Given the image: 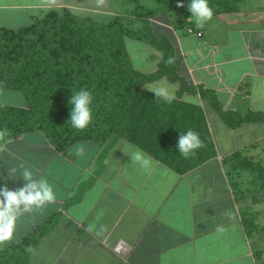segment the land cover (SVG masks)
Instances as JSON below:
<instances>
[{
  "label": "crops",
  "instance_id": "crops-1",
  "mask_svg": "<svg viewBox=\"0 0 264 264\" xmlns=\"http://www.w3.org/2000/svg\"><path fill=\"white\" fill-rule=\"evenodd\" d=\"M138 4L162 10L150 19L152 32L171 42L178 74L196 92L179 94V85L166 76L143 88L163 83L180 100L199 105L215 154L180 173L121 137L81 139L65 148L39 129L8 138L0 146V176L10 189L23 186L22 178L13 177L23 165L57 195L21 215L27 229L0 247L17 246L34 229L45 231L50 218L52 227L27 264H264V121L230 128L198 92V86L214 91L224 110L264 114V0H244L203 25L189 16L187 27L179 23L174 0H103L99 6L98 0H0V26L16 29L67 8L137 30L141 23L132 27L131 18H137ZM134 40L146 48L137 65L131 61L133 68L156 70L162 52ZM6 105L27 107L23 91L0 87V107ZM128 144L152 158L151 168L131 163L123 152ZM233 155L257 162L262 172L234 168ZM121 242L123 254L117 252Z\"/></svg>",
  "mask_w": 264,
  "mask_h": 264
},
{
  "label": "trees",
  "instance_id": "trees-1",
  "mask_svg": "<svg viewBox=\"0 0 264 264\" xmlns=\"http://www.w3.org/2000/svg\"><path fill=\"white\" fill-rule=\"evenodd\" d=\"M183 11L179 22L187 27L186 19L191 13L187 9ZM227 11L224 7L215 9L214 13ZM155 12L156 9L138 4L134 15L141 25L137 30L117 20L99 23L90 17H79L67 8L61 12L50 10L43 18L16 29L0 26V66L8 69L5 73L0 69V87L22 90L27 101V107H0V132L7 133L0 137V146L6 139L34 129L43 131L60 148L81 139L105 141L109 136L121 137L180 173L214 155L205 114L199 105L182 101L178 96L172 103H165L143 88L146 83L166 76L169 81L179 83V94L196 92L178 74L179 59L171 42L166 36L158 38L153 34L150 19ZM118 31L144 40L162 52L156 70L149 73L135 70L123 45L110 47L102 41ZM170 58L172 63H167ZM80 88H87L93 94L94 118L86 129L75 130L68 122V100L72 90ZM198 92L230 128L243 122L264 121L263 113L241 115L224 110L210 89L198 86ZM47 111L53 113L52 120L40 116ZM33 114L40 115L34 120ZM189 129L199 134L203 146L185 158L177 151L176 144L180 133ZM229 160L234 162V168L262 172L258 163L238 155ZM259 176L264 184V175L259 173ZM5 185L8 186L0 176V187ZM47 222L45 231L34 229L15 246L22 252L29 249L21 264H27L43 234L52 227L50 218Z\"/></svg>",
  "mask_w": 264,
  "mask_h": 264
},
{
  "label": "clouds",
  "instance_id": "clouds-1",
  "mask_svg": "<svg viewBox=\"0 0 264 264\" xmlns=\"http://www.w3.org/2000/svg\"><path fill=\"white\" fill-rule=\"evenodd\" d=\"M103 0H98V6ZM178 6H184V0H178ZM187 10L191 13L190 17L197 25H203L213 18L214 10L209 4V0H188ZM167 63H172L171 58ZM148 91L154 93L155 97L162 99L165 103H172L174 96L169 87L163 83L146 85ZM70 105V117L68 122L75 130H84L93 121V94L87 88L72 90V95L68 100ZM0 132V137L6 135ZM202 141L199 134L191 129L181 132L176 144L177 151L188 158L201 148ZM78 154L83 152L78 148ZM130 156L131 163L139 168L147 170L152 166V158L142 149L128 144L123 150ZM11 175V174H10ZM13 176V175H11ZM13 177L23 179V186L10 189L8 186L0 187V245L12 241L17 228V221L24 213H31L43 208L46 204L53 202L57 193L52 185L45 180L37 181L34 179L32 170L21 165L18 174Z\"/></svg>",
  "mask_w": 264,
  "mask_h": 264
},
{
  "label": "rangeland",
  "instance_id": "rangeland-1",
  "mask_svg": "<svg viewBox=\"0 0 264 264\" xmlns=\"http://www.w3.org/2000/svg\"><path fill=\"white\" fill-rule=\"evenodd\" d=\"M174 1H175L174 8L179 9L181 11V16H182V14L184 12L183 10L187 9L188 0H184V6H182V7L178 6V0H174ZM242 1H244V0H209V4L213 8V10L222 9L224 7L228 8V9H234L235 10L236 7L239 6V3H241ZM165 5L166 4H164V6ZM161 11L162 10L156 9V12L151 19H154L155 15H157ZM59 12H61V10ZM131 19L134 22V25L132 24V27H135L139 23H141V20L139 18H131ZM110 36L103 38L102 41L108 42L110 47H117V46L123 45L127 51L129 60L131 58L130 63L132 61L134 63V65H137V63H138L137 55L139 52L144 54L145 48H146V47H144L145 45H143V43H141V41H139V42L135 41L134 38H130L120 31L114 32ZM157 50H159V49H157ZM144 58H147V57H145V55H144ZM0 69L3 73L8 72V69L3 67V66H0ZM176 83H177V85H179L178 82H176ZM177 92H178V89H177ZM173 96H174V98H176L178 96V94L175 93V94H173ZM39 115L37 116V115L33 114V119L36 120L39 117ZM40 116L44 117L47 120H52L54 118L53 113L49 112V111L43 113ZM253 162L257 163L255 161H253ZM23 221H25L24 217L23 216L19 217V219L17 221V228H16V232L14 234V237H16V235H18L20 232H24L25 229H27V226L23 225V223H24ZM262 244L264 247L263 242H262ZM263 247H261L262 250L264 249ZM252 249H253L255 259H257L258 258L257 254H256L257 250H255L254 248H252ZM28 250L29 249L27 248L26 251L22 252L17 247H12V248H1L0 247V264H21L24 262Z\"/></svg>",
  "mask_w": 264,
  "mask_h": 264
},
{
  "label": "water",
  "instance_id": "water-1",
  "mask_svg": "<svg viewBox=\"0 0 264 264\" xmlns=\"http://www.w3.org/2000/svg\"><path fill=\"white\" fill-rule=\"evenodd\" d=\"M118 249H120V250H117V252L118 253H120V254H123V253H126V250H124L125 249V247H124V242H121L120 244H119V248Z\"/></svg>",
  "mask_w": 264,
  "mask_h": 264
}]
</instances>
